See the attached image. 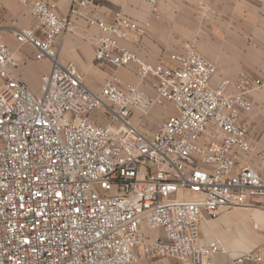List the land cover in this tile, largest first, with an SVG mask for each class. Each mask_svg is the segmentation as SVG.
I'll use <instances>...</instances> for the list:
<instances>
[{"label": "built area", "instance_id": "1", "mask_svg": "<svg viewBox=\"0 0 264 264\" xmlns=\"http://www.w3.org/2000/svg\"><path fill=\"white\" fill-rule=\"evenodd\" d=\"M141 1L157 15V0ZM21 3L35 25L14 38L51 69L34 95L0 36V264H143L150 257L211 264L223 249L198 242L199 223L264 197V178L236 168L250 151L240 117L264 82L240 73L212 87L215 65L192 47L171 54L172 66L147 63L125 43L148 25L120 12L109 23L89 17L96 0H71L64 17L55 4ZM75 18L99 31L93 63L134 64L156 97L115 75L94 93L74 66L61 65L59 39L74 32ZM157 103H170L175 114L145 136L132 110L146 114ZM99 110L104 125L90 120ZM245 263L263 264L264 247L235 260Z\"/></svg>", "mask_w": 264, "mask_h": 264}, {"label": "crops", "instance_id": "2", "mask_svg": "<svg viewBox=\"0 0 264 264\" xmlns=\"http://www.w3.org/2000/svg\"><path fill=\"white\" fill-rule=\"evenodd\" d=\"M55 4V12L64 17L71 0H26ZM90 7L89 17L109 23L120 12L139 25L147 24L143 33L129 34L125 45L136 52L145 62L172 66L169 56L193 46L195 51L215 65L216 73L211 86L221 81H234L239 73L251 79L264 81V0H157V15L141 0H96ZM205 5L214 10L210 21H203L197 8ZM75 30L66 33L60 41L58 61L61 65L74 66L83 76L85 86L99 93L105 80L99 66L110 63H93L99 31L83 19H74ZM35 19L21 0H0V36L4 45L18 62L16 74L31 93L40 92V77L49 73V61H35L34 50L29 45L19 44L13 33L33 28ZM91 65L90 69L87 66ZM117 72L127 83L138 88L146 97L155 98L152 80H138L136 66L118 67ZM251 109L242 113L240 122L248 128L250 151L241 153L236 168L249 167L264 178V88L249 95ZM162 104H166L161 106ZM175 111L170 103H157L146 114L132 110V122L137 130L151 136ZM103 111L91 113L90 120L104 125L100 118ZM201 142H208L203 136ZM151 236L161 235L153 231ZM149 235V236H150ZM198 242L208 245L218 242L223 252L211 255V264H235L241 255L264 247V197H251L242 208L223 210L216 218L207 219L198 225ZM143 264H189L174 258H144ZM255 264V263H245ZM264 264V263H263Z\"/></svg>", "mask_w": 264, "mask_h": 264}, {"label": "rangeland", "instance_id": "3", "mask_svg": "<svg viewBox=\"0 0 264 264\" xmlns=\"http://www.w3.org/2000/svg\"><path fill=\"white\" fill-rule=\"evenodd\" d=\"M259 1H263V0H259ZM210 10H211V12H208V13H206L205 15H204V13H203V10L202 9H200V8H197V11H198V15H199V17L201 18V20H203V21H210L211 19H212V17L214 16V10L212 9V8H210ZM204 16H207L208 17V19H206ZM145 25V24H144ZM140 26H143V25H140ZM143 33V32H142ZM190 47H192V48H194L193 46H190ZM95 50V49H94ZM194 50H195V48H194ZM94 65H96L95 63H94ZM99 66V65H98ZM90 67H91V65H89V66H87V69H90ZM98 69H99V73L100 74H102L103 75V77H104V80L108 77V76H110V75H115V76H117L119 79H120V81L122 82V83H127V82H125V80L124 79H122V77L120 76V74L117 72L119 69H122V68H118V67H112V66H108V65H104V66H99L98 67ZM240 74V73H239ZM238 74V75H239ZM244 74V73H243ZM247 76V75H246ZM136 78L139 80V78L137 77V75H136ZM262 81V80H261ZM264 82V81H263ZM163 105H166V104H162L161 106H163ZM166 106H169V105H166ZM100 120H101V122H106L107 121V116L104 114V115H102L101 116V118H100ZM145 233H146V235H150V233H152V232H150V231H145ZM151 236V235H150Z\"/></svg>", "mask_w": 264, "mask_h": 264}]
</instances>
